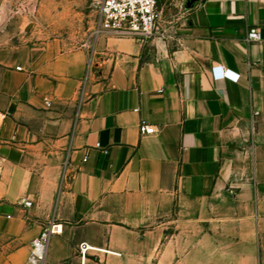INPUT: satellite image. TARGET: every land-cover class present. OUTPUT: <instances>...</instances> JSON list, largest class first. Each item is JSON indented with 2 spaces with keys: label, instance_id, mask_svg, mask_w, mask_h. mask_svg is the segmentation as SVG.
Here are the masks:
<instances>
[{
  "label": "crops",
  "instance_id": "1",
  "mask_svg": "<svg viewBox=\"0 0 264 264\" xmlns=\"http://www.w3.org/2000/svg\"><path fill=\"white\" fill-rule=\"evenodd\" d=\"M158 3L165 37L0 51V264L51 219L44 264H264V0Z\"/></svg>",
  "mask_w": 264,
  "mask_h": 264
},
{
  "label": "built area",
  "instance_id": "2",
  "mask_svg": "<svg viewBox=\"0 0 264 264\" xmlns=\"http://www.w3.org/2000/svg\"><path fill=\"white\" fill-rule=\"evenodd\" d=\"M87 1L96 10L95 23L90 34L92 39L102 33H112L120 37H131L142 42L151 40L157 36H166V31L161 27V23L159 22L160 13L157 0ZM37 6V0H24L21 4L23 14L29 18L35 17ZM261 39L262 35L257 29H250L248 31V41H260ZM211 76L214 80L222 78L237 80L238 78L237 74L222 65L212 66ZM5 118L6 113L0 110V127ZM139 131L141 134H153L155 132L152 125L145 121L140 122ZM97 145L99 146V144ZM23 204L28 206L30 202L25 201ZM61 232L62 223L55 219L49 220L41 228L38 235L32 239L25 264H44L50 237ZM79 250L82 255L88 250L114 253L107 249L92 247L86 243H82L79 246Z\"/></svg>",
  "mask_w": 264,
  "mask_h": 264
},
{
  "label": "rangeland",
  "instance_id": "3",
  "mask_svg": "<svg viewBox=\"0 0 264 264\" xmlns=\"http://www.w3.org/2000/svg\"><path fill=\"white\" fill-rule=\"evenodd\" d=\"M23 1L0 0V51L19 44L55 54L90 49L96 10L87 0H37L33 18L23 14Z\"/></svg>",
  "mask_w": 264,
  "mask_h": 264
}]
</instances>
